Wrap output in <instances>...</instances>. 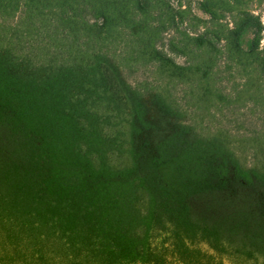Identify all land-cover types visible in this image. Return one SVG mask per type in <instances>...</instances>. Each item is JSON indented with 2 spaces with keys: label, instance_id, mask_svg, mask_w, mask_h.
Returning <instances> with one entry per match:
<instances>
[{
  "label": "trees",
  "instance_id": "1",
  "mask_svg": "<svg viewBox=\"0 0 264 264\" xmlns=\"http://www.w3.org/2000/svg\"><path fill=\"white\" fill-rule=\"evenodd\" d=\"M263 5L0 0V264H264Z\"/></svg>",
  "mask_w": 264,
  "mask_h": 264
},
{
  "label": "rangeland",
  "instance_id": "2",
  "mask_svg": "<svg viewBox=\"0 0 264 264\" xmlns=\"http://www.w3.org/2000/svg\"><path fill=\"white\" fill-rule=\"evenodd\" d=\"M262 19L264 21V5L262 8ZM173 57L175 58V60L180 63L183 64L185 63V59L179 56H175L173 55ZM141 74H137L134 77H131L130 80L133 79H138L141 78ZM154 117V115H153ZM235 192H237L236 190L233 191L231 190L228 193H223L220 194L219 196H202V197H198L196 199L193 200V205H194V210H195V217L198 220H203L204 218L209 219L216 211V206L212 204L213 201H215V199L217 198H226V196L228 194L232 195Z\"/></svg>",
  "mask_w": 264,
  "mask_h": 264
}]
</instances>
